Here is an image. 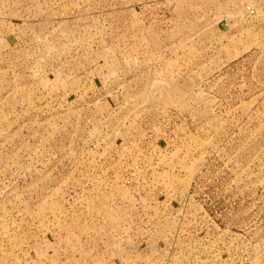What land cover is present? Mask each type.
I'll use <instances>...</instances> for the list:
<instances>
[{
	"label": "rangeland",
	"instance_id": "1",
	"mask_svg": "<svg viewBox=\"0 0 264 264\" xmlns=\"http://www.w3.org/2000/svg\"><path fill=\"white\" fill-rule=\"evenodd\" d=\"M166 258L264 264V0H0V264Z\"/></svg>",
	"mask_w": 264,
	"mask_h": 264
},
{
	"label": "built area",
	"instance_id": "2",
	"mask_svg": "<svg viewBox=\"0 0 264 264\" xmlns=\"http://www.w3.org/2000/svg\"><path fill=\"white\" fill-rule=\"evenodd\" d=\"M245 11L247 12L248 15L253 16L255 15V10L253 8H251L250 6H246L245 7ZM170 260L168 258H166L165 260V264H172L169 262ZM140 264H144V262H141ZM146 264V263H145Z\"/></svg>",
	"mask_w": 264,
	"mask_h": 264
}]
</instances>
